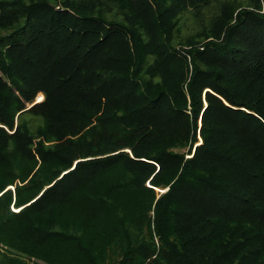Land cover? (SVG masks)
<instances>
[{
    "label": "trees",
    "instance_id": "obj_1",
    "mask_svg": "<svg viewBox=\"0 0 264 264\" xmlns=\"http://www.w3.org/2000/svg\"><path fill=\"white\" fill-rule=\"evenodd\" d=\"M30 258L264 264V0H0V264Z\"/></svg>",
    "mask_w": 264,
    "mask_h": 264
},
{
    "label": "rangeland",
    "instance_id": "obj_2",
    "mask_svg": "<svg viewBox=\"0 0 264 264\" xmlns=\"http://www.w3.org/2000/svg\"><path fill=\"white\" fill-rule=\"evenodd\" d=\"M39 95H40V94H39ZM39 95H37L35 101H36V100H41V99H42V95H41V98H40V99L38 98ZM8 188H10V189L13 190V186H9ZM11 208H12V207H11ZM12 209H13V208H12ZM13 210H14V211H17L16 209H13ZM30 262L33 263V264H46V263H44L43 261H41V260H36V259H34V258H30Z\"/></svg>",
    "mask_w": 264,
    "mask_h": 264
},
{
    "label": "water",
    "instance_id": "obj_3",
    "mask_svg": "<svg viewBox=\"0 0 264 264\" xmlns=\"http://www.w3.org/2000/svg\"><path fill=\"white\" fill-rule=\"evenodd\" d=\"M40 100H36V102H39Z\"/></svg>",
    "mask_w": 264,
    "mask_h": 264
}]
</instances>
